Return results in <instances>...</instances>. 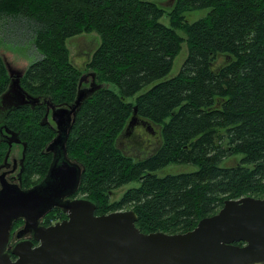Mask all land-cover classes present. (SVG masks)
I'll return each mask as SVG.
<instances>
[{"label": "trees", "instance_id": "trees-1", "mask_svg": "<svg viewBox=\"0 0 264 264\" xmlns=\"http://www.w3.org/2000/svg\"><path fill=\"white\" fill-rule=\"evenodd\" d=\"M165 1L0 0V17L30 33L41 54L20 78L22 88L41 101L0 118L26 144L22 188L38 183L51 160L44 149L53 127L41 123L46 100L69 105L75 99L82 71L70 61L66 42L95 31L99 43L86 68L104 86L82 101L66 141L67 155L83 167L72 197L93 201L95 214L132 209L142 232L179 233L216 213L225 199L264 196V0L159 5ZM193 10L206 12L190 21L185 13ZM183 41L182 66L165 78ZM9 83L0 57V96ZM134 107L137 117L159 126L157 145L137 160L116 146ZM6 148L0 137V161ZM238 154V163L220 166ZM169 164L197 168L156 174ZM131 181L138 186L109 200ZM64 217L52 208L42 224ZM21 221L14 220L11 231Z\"/></svg>", "mask_w": 264, "mask_h": 264}, {"label": "water", "instance_id": "water-1", "mask_svg": "<svg viewBox=\"0 0 264 264\" xmlns=\"http://www.w3.org/2000/svg\"><path fill=\"white\" fill-rule=\"evenodd\" d=\"M172 2L159 4L170 6ZM2 60L10 83L1 101L14 106L39 102V97L20 85L24 70L12 78L10 65ZM90 76L87 86H81L87 75L79 76L75 99L68 106L46 100L56 136L46 147L52 160L44 177L25 189L1 178L0 264H264V196L225 199L216 213L179 233L142 232L135 225L137 216L132 209L95 214L93 201L71 197L78 189L83 167L67 156L69 129L82 101L104 86L95 81L93 71ZM135 108L125 128L138 121L149 123L135 115ZM6 131L10 134L6 157L13 145L20 144L24 158L26 144L16 133ZM52 208L61 209L66 217L43 225L44 215ZM19 218L24 225L16 237L29 233L31 239L11 244L12 223Z\"/></svg>", "mask_w": 264, "mask_h": 264}, {"label": "rangeland", "instance_id": "rangeland-1", "mask_svg": "<svg viewBox=\"0 0 264 264\" xmlns=\"http://www.w3.org/2000/svg\"><path fill=\"white\" fill-rule=\"evenodd\" d=\"M159 5L167 7L163 4ZM205 12L206 10H193L186 12L185 16L188 20L193 21L204 16ZM161 22H163L164 24H168L166 16H163L161 18ZM177 33L183 38L186 37L185 34L180 30H177ZM98 43L99 36L95 31L76 35L69 38L66 42L70 61L78 70L87 75V77L83 80V84H81V86H87L91 82L90 71L86 68V63L88 62L94 48ZM186 55L187 45L186 42L183 41L181 43L180 51L174 58L171 69L165 76V78L174 76L179 72ZM0 56L2 57V59L4 58L10 65V68L12 69V78H16V76L18 75H16V73L19 72V70L25 71L30 63L41 57V54L36 50L34 46V39L30 36V33H28L25 29H22L21 27L14 26L11 18L0 17ZM1 103L5 104L2 101ZM147 124L148 127H146V125H139L136 127V129H139V132L137 133V139H134L135 142H130L125 138H118V141L116 140V145L123 154L128 155L135 160L148 156L152 148L155 147L158 143L159 126L152 123ZM220 131L223 132V130ZM145 141H148L151 144L148 145V143ZM20 151L21 148L18 145H13L10 148L7 159L11 165L10 168L12 167L13 160H16L18 162V160L20 159ZM241 157L242 155L238 154L224 158L220 162V166H232L238 163ZM196 168L197 167L193 164H169L157 170L156 174L162 176L168 173L176 174L180 172H190L196 170ZM17 170L18 164L16 165V169L14 170V172H12L13 176L16 175ZM15 181L17 180L15 179ZM138 184V181H131L123 184L121 187L115 189L111 193L109 200H117L125 190L130 187L138 186ZM50 220L52 222L54 218ZM11 241L12 239L10 236V243Z\"/></svg>", "mask_w": 264, "mask_h": 264}, {"label": "flooded vegetation", "instance_id": "flooded-vegetation-1", "mask_svg": "<svg viewBox=\"0 0 264 264\" xmlns=\"http://www.w3.org/2000/svg\"><path fill=\"white\" fill-rule=\"evenodd\" d=\"M1 57V56H0ZM2 58V57H1ZM25 72V71H24ZM24 74V73H23ZM40 98H39V102H40ZM37 102V103H39ZM35 103V104H37ZM35 104H29V103H25V104H22V105H18V106H14L12 104H3L1 103V96H0V118L7 112V110L9 109H12V108H16V107H20V106H24V107H30V108H33ZM46 110H45V114H46V111H48L47 115L42 117V124H49L51 127H53V137L52 139L56 136V123L54 122V120L52 119V115H51V111L52 109L50 108V106L48 105V103H46ZM53 104V103H52ZM55 106H68V105H56V104H53ZM143 126V125H146V127H148L147 123H142L141 121H138L137 123L133 124L132 126L128 127V128H124L123 131H121L120 135L117 137V141H118V138H125L126 140H129L130 142H135L134 139H137V133L139 132L138 130L139 129H136L137 126ZM72 127V126H71ZM71 127L69 129V132L71 130ZM126 127V126H125ZM7 128L6 126H4L2 123H0V137L3 138V140H6V143H7V148H6V151H5V154H4V157L3 159L0 161V187H1V178L3 180H5L6 182L8 183H14V184H17L20 188L21 187V183H22V171H23V160L24 158L22 157V154L20 153V159L18 160V162L16 160H13V163H12V167L10 168V163L8 162V156L6 157L7 155V150L9 148V142H8V138L10 136V134L6 131ZM68 136H69V133H68ZM51 139V140H52ZM68 139V137H67ZM159 141V140H158ZM148 143V145H150L151 143H149L148 141H145ZM151 142V141H150ZM17 145H20V144H17ZM157 145V144H156ZM117 146V145H116ZM47 147V146H46ZM45 147V152H49L51 154V160H52V152L48 151L47 148ZM155 147L152 148L151 152L153 151ZM150 153V152H149ZM68 156V155H67ZM69 157V156H68ZM70 158V157H69ZM50 160V162H51ZM18 164V170H17V173L15 176L12 175V172H14V170L16 169V165ZM15 179L17 181H15ZM36 184V183H35ZM34 184V185H35ZM33 186V185H32ZM25 189V188H24ZM72 197V196H71ZM66 215V214H65ZM65 218V217H64ZM21 219V218H19ZM21 225H19L18 227H16L13 231H10V236H11V244H13L14 242H17L19 240H22V239H31V235L29 233H26L24 234L23 236L21 237H16V233L19 229H21L23 227V219H21ZM52 223H54L52 221ZM50 224V223H49ZM48 224V225H49ZM239 245H242V242L241 243H237ZM33 245H37V242L35 240H33ZM11 257L14 259V255H11Z\"/></svg>", "mask_w": 264, "mask_h": 264}]
</instances>
